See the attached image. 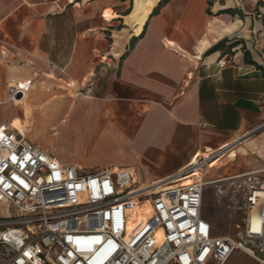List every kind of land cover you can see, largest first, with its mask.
I'll return each instance as SVG.
<instances>
[{"label":"crops","instance_id":"0c3cea01","mask_svg":"<svg viewBox=\"0 0 264 264\" xmlns=\"http://www.w3.org/2000/svg\"><path fill=\"white\" fill-rule=\"evenodd\" d=\"M161 1L0 0V104L21 88L12 117L87 172L148 184L238 139L204 179L264 167V0Z\"/></svg>","mask_w":264,"mask_h":264},{"label":"built area","instance_id":"2783aa9c","mask_svg":"<svg viewBox=\"0 0 264 264\" xmlns=\"http://www.w3.org/2000/svg\"><path fill=\"white\" fill-rule=\"evenodd\" d=\"M240 142L140 184L125 167L64 164L0 124V203L13 209L0 218V264H226L236 251L264 264V167L203 177ZM212 183L218 198L242 200L244 219L232 235L215 234L203 215Z\"/></svg>","mask_w":264,"mask_h":264},{"label":"rangeland","instance_id":"374dc122","mask_svg":"<svg viewBox=\"0 0 264 264\" xmlns=\"http://www.w3.org/2000/svg\"><path fill=\"white\" fill-rule=\"evenodd\" d=\"M1 68H7V66L0 63V84H3L5 89L8 88L11 81L10 80H2L3 71ZM8 94L5 92L6 99L4 103L0 104V121L8 123L11 127L16 130L25 132V136L31 142L36 144H40V146L44 147L43 137L34 136L33 134H28L27 128L25 127L23 121L20 117L14 116L12 117V109H18L14 107V100L7 99ZM13 97V96H12ZM16 103H19L20 100L18 98H14ZM66 154L69 156L77 154L81 152L84 147L75 135L74 138L64 144H61ZM96 153V149L93 148L90 154V157H93ZM98 159V158H97ZM102 160V158H100ZM257 164L261 163L259 161ZM84 172H87L90 169V166L87 165L84 167ZM206 179H209L206 178ZM10 213H13L12 207H9L5 203H0V218L4 216H8ZM203 215L212 223L214 227V232L217 235H232L235 233L237 225L241 224L244 219V211L242 208V200L240 195L236 196H226L222 199L216 196V184H207L204 189V200H203ZM226 264H258L251 256L248 254L236 251L229 258Z\"/></svg>","mask_w":264,"mask_h":264},{"label":"bare ground","instance_id":"6f19581e","mask_svg":"<svg viewBox=\"0 0 264 264\" xmlns=\"http://www.w3.org/2000/svg\"><path fill=\"white\" fill-rule=\"evenodd\" d=\"M13 87H15V88H18V87H16V86H13ZM19 94L21 95V94H23V96H24V93H23V90L21 89V88H18V94L17 95H14L13 93H11V96H10V100H14V102H16V100L14 99V98H18V100H20L21 101V99L23 98V96L21 95V96H19ZM13 96V97H12ZM19 132V131H18ZM21 133V132H20ZM21 134H23V133H21ZM24 135V134H23ZM25 136V135H24ZM26 137V136H25ZM144 208H143V211H142V216L143 217H145V216H147L148 214H149V203H148V201H145L144 202Z\"/></svg>","mask_w":264,"mask_h":264},{"label":"trees","instance_id":"16d2710c","mask_svg":"<svg viewBox=\"0 0 264 264\" xmlns=\"http://www.w3.org/2000/svg\"><path fill=\"white\" fill-rule=\"evenodd\" d=\"M165 1H167V0H162L160 3H159V5L162 3V2H165ZM153 10V9H152ZM152 10L149 12V14H148V16L150 15V13L152 12ZM157 11V8L154 10V12H156ZM228 11V10H227ZM135 41V39L133 40V42ZM224 43H225V41L223 40V41H221V42H219L217 45H215L214 47H213V49H215V48H220V47H222V46H224ZM245 58H246V60H248V61H250V62H253V60L251 59V58H249V52H248V50H246L245 49Z\"/></svg>","mask_w":264,"mask_h":264}]
</instances>
